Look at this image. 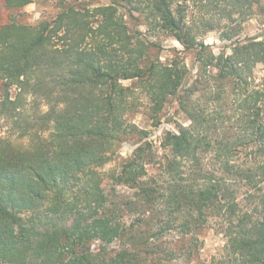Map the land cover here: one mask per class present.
Instances as JSON below:
<instances>
[{"label":"trees","instance_id":"1","mask_svg":"<svg viewBox=\"0 0 264 264\" xmlns=\"http://www.w3.org/2000/svg\"><path fill=\"white\" fill-rule=\"evenodd\" d=\"M56 2L0 27V264H264V36L239 37L264 0ZM170 101L186 122L156 145L131 116L159 128ZM208 228L225 245L204 263Z\"/></svg>","mask_w":264,"mask_h":264},{"label":"rangeland","instance_id":"2","mask_svg":"<svg viewBox=\"0 0 264 264\" xmlns=\"http://www.w3.org/2000/svg\"><path fill=\"white\" fill-rule=\"evenodd\" d=\"M78 2L83 1H93L94 4H99L102 2H106V0H76ZM57 11V2L56 0H34L33 2L23 6L22 8H8L6 5V0H0V27L5 23L9 22L12 17H14L19 22L24 23H35L38 20L44 17H51L53 13ZM131 22V21H130ZM132 24V23H131ZM239 27V26H238ZM237 27V28H238ZM241 33L239 35L240 38H244L246 36L252 37H261L264 36V20L256 15H252L246 19L241 25ZM220 31L217 29L208 31L203 39L206 43L212 44L214 46V50L216 52L220 51L224 44H229L230 42H224L220 39ZM155 38V37H153ZM162 44L164 50L161 53V58L165 61H168L176 54V50L180 51V54L185 58L188 66L193 70V72L197 69V54L194 49L185 50L184 46L178 42L176 39L172 37H163ZM176 49V50H175ZM226 50L229 52L230 48L227 47ZM256 70L261 74L264 71V66H257ZM2 80L0 79V98L2 99L5 94V89L2 85ZM16 89L13 88L11 93L14 96ZM30 101V98H29ZM34 105V104H33ZM31 104V106H33ZM30 106V107H31ZM42 109H46L47 106L43 103L40 105ZM170 118V121L164 122L159 128L152 126V121L147 115V110L145 108L141 109L136 114L131 116V119L137 122L141 127L147 128L151 130L152 136L151 139L154 140L156 145H159V140L163 136V133L167 129H175L179 122H186L185 116L177 111L176 104L174 101H170L165 109L163 114L164 118ZM10 124L4 118L0 116V136H9L11 135ZM14 138V135H12ZM135 145L131 143H124L120 148V153L118 156L113 157L104 167L103 172L109 171L115 167L119 166V163L123 158H127L133 151ZM107 186L111 187V181L106 177ZM203 246L201 249V259L203 262H210L213 256L218 255L224 245H225V237L217 232L214 228H208L203 233ZM98 242L94 243V248H97ZM111 246L118 247L117 243L111 244Z\"/></svg>","mask_w":264,"mask_h":264}]
</instances>
